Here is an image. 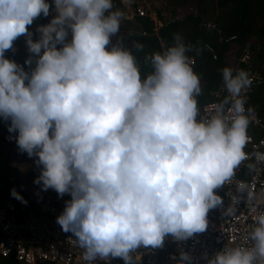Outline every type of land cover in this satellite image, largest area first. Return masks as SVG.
<instances>
[{"label":"clouds","instance_id":"1","mask_svg":"<svg viewBox=\"0 0 264 264\" xmlns=\"http://www.w3.org/2000/svg\"><path fill=\"white\" fill-rule=\"evenodd\" d=\"M50 12L34 40L29 26ZM124 18L113 0H0V118L39 167L34 183L70 195L56 222L73 234L87 264H132L141 246L205 232L210 210L224 205L217 189L248 159L250 73L225 66L226 94L201 115V77L189 53L202 47L176 33L144 57L150 70L143 73L117 36ZM21 36L32 54L25 64L35 57L30 72L4 55ZM11 195L27 203L15 189ZM247 198L254 199L251 191ZM238 203L224 214L234 215ZM261 204L252 207L251 244L226 245L207 264H264ZM188 260L181 252L178 264Z\"/></svg>","mask_w":264,"mask_h":264},{"label":"built area","instance_id":"2","mask_svg":"<svg viewBox=\"0 0 264 264\" xmlns=\"http://www.w3.org/2000/svg\"><path fill=\"white\" fill-rule=\"evenodd\" d=\"M121 2L125 7V20L150 16L148 12L153 5L150 0H121ZM152 15L155 17L156 14L152 13ZM152 21H155V18ZM163 25L161 21L155 23L158 29ZM258 51V44L246 45L240 50L237 59L238 64L250 73L253 80L246 94L257 85L258 77L253 61ZM25 67V69L30 68L28 65ZM225 94L223 85L218 87L211 94L213 100L199 106L201 115L208 114ZM250 116V125L261 131L263 136L254 141L248 132L249 141L245 147L248 159L235 170V175L230 181L217 189V193L223 197L224 205L210 210L207 230L181 241L168 235L164 239L163 246L158 248L141 246L131 253L132 264H178L181 252L187 253L190 257V260L185 261L184 264H207V260L226 245L251 244L249 232L254 226L253 216L256 215L252 207L256 200L264 199V158L258 159L256 155L264 154V119L254 113ZM26 165L30 166L27 171L33 170L39 174L40 169L33 158L28 157ZM13 168L17 169V167ZM242 170L245 172V177ZM241 184L246 186L243 193L237 191ZM18 185L27 203L20 201L16 205L14 197L10 195L0 205V256L11 257L17 264H87L82 258V249L73 234L64 232L56 222L57 216L64 209L65 201L71 198L70 195L65 194L61 197L52 189H49V194H45L41 191L40 185L30 181L22 180ZM248 191L253 193L254 199L251 201L247 198ZM236 197H239V203L236 205L235 214H224V208ZM29 199L35 201L34 206L30 205ZM261 210H264V204L257 209V211ZM94 264H125V262L121 258H110L108 261L97 259Z\"/></svg>","mask_w":264,"mask_h":264},{"label":"trees","instance_id":"3","mask_svg":"<svg viewBox=\"0 0 264 264\" xmlns=\"http://www.w3.org/2000/svg\"><path fill=\"white\" fill-rule=\"evenodd\" d=\"M152 1L153 8L155 7L159 0H150ZM171 1V0H165ZM173 3L168 6H173L174 10L172 11V15L176 14L177 10L179 11H187L186 6L189 4L190 0H172ZM195 3V13H186L181 19L172 18L171 21L166 20L164 22L163 27L158 31V36L164 42L165 45H169L173 42V36L176 33L181 34L186 43H190L193 45H199L202 47V52L200 55H196L194 52H190L189 55L193 57L194 70L199 73L201 77V81L204 83L202 86V94L198 97L199 106H201L204 102L210 101V97H208V93L214 90V88L223 84L221 70L226 66L224 63L226 61L227 66L236 68H243L242 65L237 63L239 49L243 47L246 42L245 29L243 27V18L246 16L245 11L247 8H253L254 6H250L248 1L245 0H218V7H226L230 1L233 3L234 7H236L235 3L239 4L241 7V11L239 8V12L237 17L236 15H232V10L227 14H222L218 16V19L213 20L212 29H206V23L202 21L199 17L200 12V4L202 2H211L212 0H194ZM239 3H238V2ZM262 0H257V9L255 11H251V17L254 19H258L264 15V4L261 2ZM51 4L52 0H48ZM114 8H119L123 12L125 7L123 6L121 0H113ZM255 6V7H256ZM254 7V8H255ZM244 8V11H243ZM155 9V8H154ZM149 13V12H148ZM55 14L54 12H50L48 17H44L41 15L39 18L33 21L31 27L37 28L38 25L47 24L49 17ZM157 16L159 20H162V16L159 11H157ZM135 21L139 22L143 31L147 34L154 33V23L149 19V17H135ZM163 21V20H162ZM254 24V25H253ZM255 22H252L249 27H253L257 29L255 26ZM263 31V32H262ZM260 32L263 33L261 35L260 47L257 55L255 56V61L259 64L264 62V26L261 27ZM39 36V33H34ZM243 35L240 37V35ZM157 51L160 50L159 41L157 38ZM13 45L20 48L19 51L12 52L6 51L5 57L14 60L19 65L26 68L25 60L32 56L29 52L25 36H21L13 42ZM234 46V50L237 52H232V48ZM136 52H133L135 55ZM137 54V53H136ZM136 56V55H135ZM137 57V56H136ZM216 57H218L216 59ZM138 63L139 59L137 57ZM35 67V57L33 56V62L30 68L25 69L26 71H31V68ZM260 75H262V84L255 87L252 91L247 93V104L246 107H250L252 110H255L256 113L260 117H264V90L262 89L264 86V65L259 69ZM9 123L10 121H6L3 118H0V147H4L5 152H1L0 150V164L2 169L0 170V205L3 204L7 196L11 195V190L15 189L20 195L24 198L23 194L19 190L18 183L22 180L30 181L33 184L34 179L39 175L37 172L33 170H29L26 173L20 172L18 169L10 166L11 163H23L18 166L21 171H25L27 169L28 163V155L27 153H22L19 151L18 146L16 144V136L18 133L9 132ZM256 130V129H255ZM248 131L253 136V139H257L260 136V133L250 130ZM258 134H256V133ZM36 185V184H35ZM33 199V198H32ZM29 199V203L31 206L35 205V201ZM15 204L18 205L20 200L14 198ZM0 264H17L14 260L10 258H3L0 256ZM37 264H51V263H37Z\"/></svg>","mask_w":264,"mask_h":264},{"label":"crops","instance_id":"4","mask_svg":"<svg viewBox=\"0 0 264 264\" xmlns=\"http://www.w3.org/2000/svg\"><path fill=\"white\" fill-rule=\"evenodd\" d=\"M245 1H248L249 4H250V6H254V7L258 3L257 0H245ZM143 2L147 3L146 1H143ZM211 2L214 3L213 4L214 5V8H213L214 14H213L212 10L210 9V7L208 5L209 3L211 4ZM211 2H202L200 4V12H199L200 19H202V21H204V23H208L207 24V28H209V29H212L213 28V25H212L213 20L218 19L217 17L220 16V15H222L223 13L224 14H227L229 11L232 10V15H236L235 17H237L238 12H239V8H240V11H241L240 5L237 4V3H235L236 7H234V5H233V3L231 1H230V3L226 7H220V8L218 7V0H212ZM259 2H260V0H259ZM261 2H262V4H264V0H262ZM202 5H203V8L201 9V6ZM160 7L161 8H164V6H163V0H161L158 4L155 5V7H154L155 9L153 8V5H152L151 9H149V15L150 16H148V17H149V19L151 18L150 19L151 21L153 20L152 13H155L156 14L157 11L160 12V14H161V16L163 18L162 19L163 21L158 19L157 14L154 17L155 18V21H161L163 23L166 21L165 17L161 13V10L162 9ZM187 7L189 8V4H187ZM187 7H186V9H187ZM254 7L252 9L251 8H247L246 9V11H245L246 16L242 20L243 21V27L245 29V33L243 35H245V39H246V42L243 45V47L246 46V45L252 46L253 44H258L259 47H260L261 35H263V33L260 32V29H261L262 26H264V15L262 17H259L258 19H254L253 20V18L251 17V11L252 10L255 11V9H257V6L255 8ZM177 11H179V10H177ZM243 11H244V8H243ZM182 13L186 14V12H182ZM189 13H194V12L190 11ZM53 15L54 14L51 15V18H52ZM201 16H203V18ZM51 18L49 17L48 22L51 20ZM174 19H176V18H174ZM168 20L171 21L172 19H168ZM155 21H153V23H154V33L149 35V34H147V33H145L143 31V29L140 26L139 22L135 21L134 18L128 19V20L123 19L121 21L122 26L120 27V31L117 34L118 37H120V38L123 39L124 46L125 47L131 49L132 52H136L137 53V54L135 53V55L139 59V64L141 66V70H142L143 73H146V72H148L150 70V66L148 64H146V62L144 60V57L146 55H148V54H151L152 52L157 51L158 44H157V41L155 39L157 38V40L159 41L160 50H162V45H165L164 42L158 36V31L160 30V28L158 29L155 26V23H156ZM252 22H255L256 23L254 27H256L257 29H254L253 27H251V26L249 27L248 26ZM35 29H36L35 27L29 26V31L33 34L32 37L34 38V40L35 39H38V35H35L34 34V33H38L37 31H34ZM243 35L241 34L240 37H242ZM25 39H26V37H25ZM113 39L115 40L116 37H114ZM134 42H140V43H142L143 46H144L143 47V51H137L136 48L134 47ZM19 49L20 48H18L17 51H19ZM240 50H241V48L239 49V53H240ZM235 51L237 52V50H234V46H233L232 51L228 52V54L229 53H232V52H235ZM12 52H16V51H12ZM217 58L218 57H216V59ZM253 64H254V67H255L256 75L258 77L257 85L255 86V87H257V86H259V85L262 84V75H260L259 69L263 67L264 62L262 61L261 64H259L254 59ZM203 84L204 83L201 81V86H203ZM222 85L223 84L217 85L214 88L213 91H211L210 93H208V97H210V101L213 100V97L211 96V94L218 87H220ZM254 88H252V90ZM262 89L264 90V86H263ZM206 102H209V101H206ZM206 102H204V103H206ZM251 113H254L257 116H259L256 113L255 110H252ZM261 118L264 119V117H261ZM249 128H250V130L256 131L255 128H253L251 125H249ZM256 132L260 133V136H258L257 139H259L260 137L263 136V134H262L261 131H256ZM258 133H256V134H258ZM249 134H250V132H249ZM252 138H253V136H252ZM257 139H255V140L253 139V140L256 141ZM245 151H246V148H245ZM17 165H20V164H17ZM28 169H29V167H28ZM242 172H243V175L245 177L244 170H242Z\"/></svg>","mask_w":264,"mask_h":264},{"label":"rangeland","instance_id":"5","mask_svg":"<svg viewBox=\"0 0 264 264\" xmlns=\"http://www.w3.org/2000/svg\"><path fill=\"white\" fill-rule=\"evenodd\" d=\"M159 1H161V0H159ZM189 1V0H188ZM159 3V2H158ZM171 3H173V1L171 0V1H165V0H163V6H164V8H161L162 10H161V13H162V15L165 17V19L166 20H168V19H172V18H176V19H181V17H183L184 16V13H182V12H180V11H176L175 13L176 14H174V15H172V11L174 10V7L173 6H168L169 4H171ZM193 3H195V1L194 0H190V2H189V8L187 7V11H185L186 13H189L190 11H192V12H194L195 13V5L193 4ZM214 3L213 2H211V4L209 3L208 5H209V7H210V9L212 10V12H213V8H214V5H213ZM203 8V5L201 6V9ZM191 9V10H190ZM213 14H214V12H213ZM153 17V19H154V16H152ZM202 18H203V16H201ZM156 22V21H155ZM207 24L208 23H206V29H208L207 28ZM121 26H122V24H121ZM120 26V27H121ZM209 26V25H208ZM34 31H36V29L34 30ZM33 38V37H32ZM38 38H39V36H38ZM34 39V38H33ZM18 50V48L17 47H15V46H13L12 47V49H9L8 51H17ZM237 57H239V54H238V56ZM225 64H226V66H227V63H226V61L224 62ZM0 150H1V152H5V148L4 147H0ZM17 164L16 163H12L11 164V166L12 167H17V169L20 171V172H22V173H25L27 170H28V167H27V169L25 170V171H21V169L20 168H18V166H16ZM29 168H30V166H29ZM42 191V190H41ZM43 193H45V194H49V190H47V191H42Z\"/></svg>","mask_w":264,"mask_h":264},{"label":"bare ground","instance_id":"6","mask_svg":"<svg viewBox=\"0 0 264 264\" xmlns=\"http://www.w3.org/2000/svg\"><path fill=\"white\" fill-rule=\"evenodd\" d=\"M14 164V163H13Z\"/></svg>","mask_w":264,"mask_h":264}]
</instances>
